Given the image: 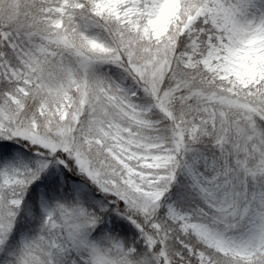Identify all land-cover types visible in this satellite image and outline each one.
Wrapping results in <instances>:
<instances>
[{
	"label": "snow or ice",
	"instance_id": "obj_1",
	"mask_svg": "<svg viewBox=\"0 0 264 264\" xmlns=\"http://www.w3.org/2000/svg\"><path fill=\"white\" fill-rule=\"evenodd\" d=\"M0 264H264V0H0Z\"/></svg>",
	"mask_w": 264,
	"mask_h": 264
}]
</instances>
